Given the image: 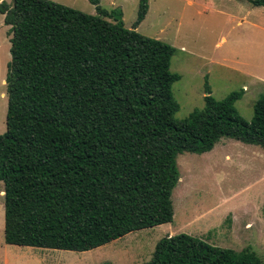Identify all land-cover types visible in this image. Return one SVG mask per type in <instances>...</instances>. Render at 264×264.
I'll return each instance as SVG.
<instances>
[{"label":"trees","instance_id":"16d2710c","mask_svg":"<svg viewBox=\"0 0 264 264\" xmlns=\"http://www.w3.org/2000/svg\"><path fill=\"white\" fill-rule=\"evenodd\" d=\"M89 2L96 14L51 0L0 1L10 35L0 134L7 244L87 251L169 223L179 154L208 152L221 138L264 149V94L249 122L234 106L242 90L215 99L207 89L203 106L177 119L175 48L136 30L146 0L131 28L121 9ZM141 264L264 261L178 233L161 237Z\"/></svg>","mask_w":264,"mask_h":264},{"label":"rangeland","instance_id":"374dc122","mask_svg":"<svg viewBox=\"0 0 264 264\" xmlns=\"http://www.w3.org/2000/svg\"><path fill=\"white\" fill-rule=\"evenodd\" d=\"M1 1V0H0ZM10 2L11 0H5ZM96 14L89 0H51ZM145 19L136 28L175 48L170 70L180 79L172 84L184 119L204 104L209 89L215 99L242 90L234 106L251 121L253 105L264 94V6L248 0H146ZM139 0H100V6L122 11L131 28ZM0 13V134L5 131V77L10 42ZM179 181L172 191L169 223L127 233L87 251L7 244L0 185V264H141L150 259L165 235L186 233L208 244L235 251L250 249L264 261V149L221 138L205 153L184 152L176 158Z\"/></svg>","mask_w":264,"mask_h":264},{"label":"crops","instance_id":"0c3cea01","mask_svg":"<svg viewBox=\"0 0 264 264\" xmlns=\"http://www.w3.org/2000/svg\"><path fill=\"white\" fill-rule=\"evenodd\" d=\"M187 3H188L189 5H192V4H193V0H187ZM262 6H264V5H262ZM147 10H148V9H147ZM146 13H147V12H146ZM145 16H146V15H145ZM144 19H145V17H144ZM144 19H143V20H144ZM143 20H142V21H143ZM142 21H141V22H142ZM141 22H140L139 24H141ZM139 24H138V26H139ZM138 26H137V27H138ZM137 27H136V28H137ZM1 190H2V189H1ZM3 193H4V192L2 191V196H3ZM167 235H172V234L169 233V234H167Z\"/></svg>","mask_w":264,"mask_h":264}]
</instances>
